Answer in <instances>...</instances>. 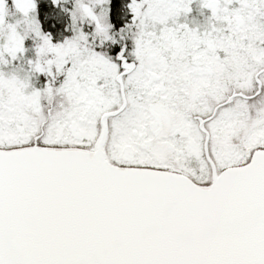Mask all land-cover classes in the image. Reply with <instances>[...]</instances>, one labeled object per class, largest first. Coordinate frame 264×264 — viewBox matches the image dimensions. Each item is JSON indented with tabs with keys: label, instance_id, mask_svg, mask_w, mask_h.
<instances>
[{
	"label": "snow or ice",
	"instance_id": "obj_1",
	"mask_svg": "<svg viewBox=\"0 0 264 264\" xmlns=\"http://www.w3.org/2000/svg\"><path fill=\"white\" fill-rule=\"evenodd\" d=\"M0 264H264V0H0Z\"/></svg>",
	"mask_w": 264,
	"mask_h": 264
}]
</instances>
